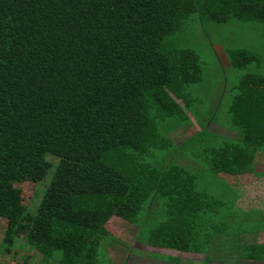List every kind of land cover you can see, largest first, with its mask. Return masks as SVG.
Masks as SVG:
<instances>
[{"label":"trees","instance_id":"obj_1","mask_svg":"<svg viewBox=\"0 0 264 264\" xmlns=\"http://www.w3.org/2000/svg\"><path fill=\"white\" fill-rule=\"evenodd\" d=\"M192 15L264 23V0H0L5 250L19 241L43 262L61 252L59 264H97L107 224L117 217L136 225L137 242L205 261L208 194L194 173L169 160L171 134L193 125L187 87L201 81L203 64L163 41ZM227 52L236 69L260 62L246 49ZM236 89L226 126L237 140L201 141L196 157L225 180L251 173L264 149V76L245 74ZM204 128L176 145L192 146ZM52 167L30 214L34 191L22 186L42 181ZM144 224L151 226L143 232Z\"/></svg>","mask_w":264,"mask_h":264},{"label":"rangeland","instance_id":"obj_2","mask_svg":"<svg viewBox=\"0 0 264 264\" xmlns=\"http://www.w3.org/2000/svg\"><path fill=\"white\" fill-rule=\"evenodd\" d=\"M163 44L168 49L191 50L199 56L203 64V75L200 82L191 84L187 91L192 98L193 125L189 130L182 128L174 131L171 136L178 143L188 135L199 130L205 125V133L195 139L192 146L185 144L183 147L174 145L175 151L169 159L173 163L181 164L198 177L200 188L214 196L231 199V193L196 157L201 152V141L205 143H218L221 138L236 139V131L227 129V108L236 94V85L239 79L248 73H257L264 76V23L258 21H230L216 24L200 21L197 15H192L183 23L179 31L167 37ZM246 49L260 57V62H253L247 68L236 69L232 67L228 57V50ZM191 154L194 155L191 158ZM186 161L191 164L187 167ZM47 160L55 166L58 159L47 156ZM195 160V162H194ZM198 163L202 168H198ZM189 166V165H188ZM56 167L48 170L45 178L36 184L23 185L25 194L34 191L33 199L27 211L35 214L42 195L52 180ZM229 209V203L226 204ZM140 223V222H139ZM151 225L144 224L143 232ZM108 238L101 241L97 249V264H181L176 258V252H157L155 248H145L144 245H135L136 225L117 217H112L107 224ZM2 233V232H1ZM0 234V241H1ZM150 247V246H146ZM27 255L30 258H26ZM61 252H56L53 261L43 262L41 256L30 248H25L22 242L16 241L10 250H5L0 244V264H59Z\"/></svg>","mask_w":264,"mask_h":264},{"label":"crops","instance_id":"obj_3","mask_svg":"<svg viewBox=\"0 0 264 264\" xmlns=\"http://www.w3.org/2000/svg\"><path fill=\"white\" fill-rule=\"evenodd\" d=\"M213 175V174H212ZM231 193V199L207 195L208 235L203 254L177 250L181 264H264V149L252 172L225 180L215 176ZM229 203V209L226 204ZM145 245L136 242L135 245ZM155 248V247H152ZM157 252L171 249L155 248ZM178 258V259H179Z\"/></svg>","mask_w":264,"mask_h":264}]
</instances>
